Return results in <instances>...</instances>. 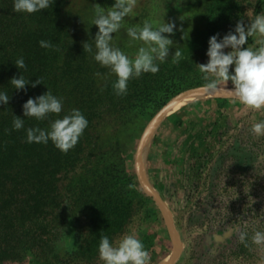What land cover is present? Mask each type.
<instances>
[{"label":"rangeland","instance_id":"1","mask_svg":"<svg viewBox=\"0 0 264 264\" xmlns=\"http://www.w3.org/2000/svg\"><path fill=\"white\" fill-rule=\"evenodd\" d=\"M114 3L71 0L79 16L78 28L87 21L96 26V4L107 9ZM262 12L264 0H137L133 12L112 34L111 46L134 60L138 49L146 45L128 36L129 27H142L146 21L153 28L164 22L176 25L169 36L173 40L169 56L154 61L159 70L152 97L107 128L110 148L90 178L100 186L107 183L114 199L132 201L135 207L113 245L124 235L134 234L149 253V264H264V245L252 242L256 231L264 232V135L252 132L254 124L264 122V109H250L233 95L195 99L170 112L166 108L180 93L205 87L215 79L205 80L199 68L208 62L209 38L219 34L218 41L222 40L234 32L238 21L242 19L247 26ZM255 39L249 38L244 47H254ZM176 50L181 52L178 58ZM102 77L116 75L104 67ZM216 87L231 89L232 84L218 81ZM209 98L218 100L188 107ZM148 132L142 172L139 147ZM96 187L90 186L86 194L93 195ZM241 231L249 244L243 252L236 249ZM76 240L75 230L68 229L59 242V254L75 248ZM80 264L103 262L98 257Z\"/></svg>","mask_w":264,"mask_h":264},{"label":"trees","instance_id":"2","mask_svg":"<svg viewBox=\"0 0 264 264\" xmlns=\"http://www.w3.org/2000/svg\"><path fill=\"white\" fill-rule=\"evenodd\" d=\"M13 3L0 0V93L10 97L8 104L0 103V264L91 263L99 257L101 237L107 236L111 243L135 208L132 201L114 199L107 183L100 186L97 179H90L110 148L107 128L152 97L157 76L151 72L133 76L126 92L118 95L113 87L117 77H102L104 67L94 59L97 27L87 21L78 28L71 0H54L48 9L32 14L15 13ZM41 40L53 46L43 48ZM84 42L92 45L91 53L83 51ZM19 58L25 61L23 69L15 65ZM21 74L30 83L17 90L10 80ZM37 79L41 83L32 87ZM47 91L61 101L62 111L43 120L24 117L23 104ZM74 109L88 125L68 152L51 140L27 142L29 128L50 130L51 123ZM15 116L24 121L19 130L13 127ZM90 186H97L93 195L86 194ZM70 228L75 230L77 246L61 256L57 248ZM247 241L236 249L247 250Z\"/></svg>","mask_w":264,"mask_h":264},{"label":"clouds","instance_id":"3","mask_svg":"<svg viewBox=\"0 0 264 264\" xmlns=\"http://www.w3.org/2000/svg\"><path fill=\"white\" fill-rule=\"evenodd\" d=\"M54 0H14L13 11L15 13L25 12L28 14L46 10L52 6ZM137 0H115V3L105 9L99 4L94 7L95 18L93 25H96L98 32L94 37L95 55L94 59L103 67H108L116 75L117 80L113 87L118 95L127 90L128 81L133 77H139L142 73L158 72V65L155 60L164 61L169 56V48L173 40L169 38L174 34L176 25L174 22H164L153 28L149 22H144L142 27H129L127 34L133 40H139L146 45L140 47L135 59H130L119 48L111 46L112 34L119 31L123 19L133 12ZM167 34V35H165ZM218 35L209 38L208 62L199 64L200 71L204 73V79L209 76L215 77L207 87L215 88L218 81L231 82V94L240 103L253 110L264 109V12L257 14L247 26L241 19L237 22L234 32L227 33L222 40L218 41ZM255 37L254 47L247 46L248 40ZM40 46L51 48L49 41L41 40ZM83 51L92 52V45L84 42ZM231 50L227 53L225 49ZM175 57H180L181 52L176 50ZM18 69L26 67L23 58L15 61ZM234 66V70L232 69ZM30 81L24 79L21 74L18 78L13 77L10 84L15 89L21 90ZM41 82L37 79L32 82L35 87ZM9 95L0 93V103L8 104ZM62 111L61 101L50 91L35 99L29 98L23 104L24 117H34L43 120L48 114H59ZM23 119L15 116L13 127L19 130L23 127ZM88 125L87 119L79 110L74 109L71 114L62 119H56L50 125V130L40 128H29L27 130L28 143H48L49 140L57 149L68 152L77 143L79 137ZM256 135H264V122L256 123L252 127ZM247 225L245 224V227ZM246 233L239 234V241L244 242ZM252 242L256 245H264V232L256 231L252 236ZM99 259L103 264H149V253L145 250L143 243L134 235H124L116 245L110 243L107 236H102L98 248Z\"/></svg>","mask_w":264,"mask_h":264},{"label":"bare ground","instance_id":"4","mask_svg":"<svg viewBox=\"0 0 264 264\" xmlns=\"http://www.w3.org/2000/svg\"><path fill=\"white\" fill-rule=\"evenodd\" d=\"M225 95H232L230 92V89L220 88V87L208 88L207 86L194 88V89L183 92V94L180 95L178 97V99L174 102V104L169 108L168 112L175 110L178 107H180L181 105L185 104L186 102H189V101H192L195 99L212 97V96H225ZM143 139L144 140H142L141 145H140V150L142 149L140 152V169L142 172H144V160H145L144 157L146 155V150H147V146H148L149 132L145 135V138H143ZM142 143H143V145H142ZM163 205L166 207V205L164 203H163ZM168 211L169 210H167L165 212L167 214L169 222L171 221V223H172V218H171L170 214L168 213ZM172 225H173V223H172Z\"/></svg>","mask_w":264,"mask_h":264},{"label":"water","instance_id":"5","mask_svg":"<svg viewBox=\"0 0 264 264\" xmlns=\"http://www.w3.org/2000/svg\"><path fill=\"white\" fill-rule=\"evenodd\" d=\"M224 88V87H223ZM185 92V91H184ZM183 94V92L182 93H180L178 96H176L168 105H167V107L166 108H170L173 104H174V102L178 99V97L180 96V95H182ZM139 153H140V147H139ZM159 201H160V203H162L163 201L159 198ZM164 203V202H163ZM165 204V203H164ZM166 205V204H165ZM171 217H172V214H171ZM172 223H173V217H172ZM173 227H174V229H175V232H176V234H177V237H178V233H177V230H176V228H175V226H174V223H173ZM178 240H179V238H178ZM178 254H179V252H178ZM160 264H167V263H160ZM168 264H171V263H168Z\"/></svg>","mask_w":264,"mask_h":264}]
</instances>
